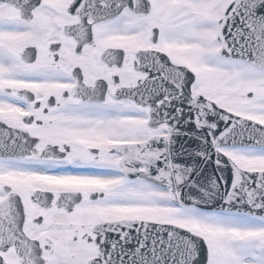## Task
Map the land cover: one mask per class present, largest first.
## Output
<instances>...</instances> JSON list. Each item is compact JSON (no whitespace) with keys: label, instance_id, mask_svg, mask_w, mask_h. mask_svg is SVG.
Segmentation results:
<instances>
[{"label":"snow or ice","instance_id":"obj_1","mask_svg":"<svg viewBox=\"0 0 264 264\" xmlns=\"http://www.w3.org/2000/svg\"><path fill=\"white\" fill-rule=\"evenodd\" d=\"M0 264H264V0H0Z\"/></svg>","mask_w":264,"mask_h":264}]
</instances>
